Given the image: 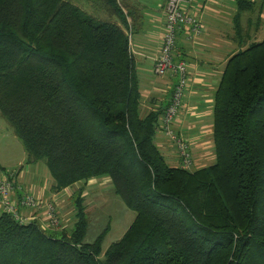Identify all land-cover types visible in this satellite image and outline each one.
I'll return each instance as SVG.
<instances>
[{
	"label": "trees",
	"instance_id": "trees-1",
	"mask_svg": "<svg viewBox=\"0 0 264 264\" xmlns=\"http://www.w3.org/2000/svg\"><path fill=\"white\" fill-rule=\"evenodd\" d=\"M96 2L128 25L119 0ZM238 2L240 13L252 7ZM140 107L120 25L70 0H0V111L28 162L45 160L59 191L108 177L136 213L102 259L104 235L85 241L82 189L72 229L2 212L0 264H264V41L226 65L212 165H169L155 142L158 113Z\"/></svg>",
	"mask_w": 264,
	"mask_h": 264
},
{
	"label": "crops",
	"instance_id": "crops-1",
	"mask_svg": "<svg viewBox=\"0 0 264 264\" xmlns=\"http://www.w3.org/2000/svg\"><path fill=\"white\" fill-rule=\"evenodd\" d=\"M87 1L93 10L97 5L96 0ZM167 1L119 0L129 26L119 16L115 23L125 29L130 36L131 51L135 58L141 91V116L145 117L150 112L158 113L156 145L167 163L177 167L181 166L178 150L160 130V125L178 78L171 74L160 76L155 72V64L160 55L164 37ZM246 1H249L252 7L240 13L238 0H192L189 11L200 17L203 25L202 33L196 40H189L183 29L178 32L174 57L177 61L186 62L189 82L184 106L174 128L190 142L195 160L194 169L210 166L216 160L214 141L216 94L229 59L250 43L264 41L254 40V36L263 29L261 26L264 22V0ZM73 3L87 12L92 11L81 6V1ZM253 24H257L255 29ZM42 161L45 160L32 162L35 164L34 168L32 169L31 165L29 172H26L24 176L21 173L22 170L16 174L17 195L29 191L44 202L54 200L64 228H73L77 220L75 188H81L82 185L78 183L60 191L56 190L55 181L52 175L46 173V167ZM6 172V168L0 163V180ZM85 184L89 185L86 188L88 191L83 193L87 197L90 193L102 190L101 188L106 186H110L109 188L112 186L115 193L114 184L108 177L92 178ZM19 187H22L24 191ZM85 201L89 200L85 199ZM86 202L85 205L89 210ZM23 211L26 215L32 212L30 209ZM2 212L0 208V215ZM74 217L75 220H73Z\"/></svg>",
	"mask_w": 264,
	"mask_h": 264
},
{
	"label": "built area",
	"instance_id": "built-area-1",
	"mask_svg": "<svg viewBox=\"0 0 264 264\" xmlns=\"http://www.w3.org/2000/svg\"><path fill=\"white\" fill-rule=\"evenodd\" d=\"M192 0H168L166 5V23L161 52L155 64V72L160 76L174 75L178 81L173 89L170 103L166 107L160 130L163 131L179 153L181 166L193 170L195 160L190 142L174 128L183 106L188 88L189 73L187 64L183 60H175L174 52L177 45L179 30L187 33L189 40H196L202 33L203 25L200 17L189 11ZM18 171L7 172L0 180V208L3 212L11 214L18 222L27 224L38 220L45 229L59 230L64 228V223L58 213L57 203L54 200L43 201L29 191L17 195ZM30 209L28 215L23 210Z\"/></svg>",
	"mask_w": 264,
	"mask_h": 264
},
{
	"label": "rangeland",
	"instance_id": "rangeland-1",
	"mask_svg": "<svg viewBox=\"0 0 264 264\" xmlns=\"http://www.w3.org/2000/svg\"><path fill=\"white\" fill-rule=\"evenodd\" d=\"M75 1H81V6L87 7L89 10H92V6L89 5V1L74 0L73 2ZM89 12L100 20L115 22V20L117 19V16L102 12L101 9L97 8V5L94 6L93 10ZM256 25L257 24H253L254 29L256 28ZM261 27L263 28L262 31L259 32L258 35L254 36V40H264V22H262ZM182 108L179 113H181ZM0 163L6 168L7 172L18 171L20 173V171L22 170L21 173L23 176L26 172H29L31 165L32 169L35 165L32 162H28V153L23 141L16 133L14 127L2 115L1 111ZM39 163L41 164V162ZM42 163H44L46 167V173L51 176L52 174L48 169L46 162L42 161ZM43 173L45 172L43 171ZM80 184L82 185V187L75 188V193H81L80 191L82 189V195L84 192L88 191V189L86 190V188H88L89 185L87 186L85 182H81ZM109 187L110 186H106L101 188L102 190L90 193L88 197L82 195L84 203L86 202L85 199L89 200L86 202L89 208L86 214L90 219V225L86 234L85 241L87 243H92L99 235H104L102 244L103 252L101 254L102 259L104 258L105 252L107 251L109 246L123 237L136 216V213L127 206L123 199L113 192L112 186L111 188ZM73 220H75V217L73 218ZM71 228L72 227H69V229Z\"/></svg>",
	"mask_w": 264,
	"mask_h": 264
}]
</instances>
